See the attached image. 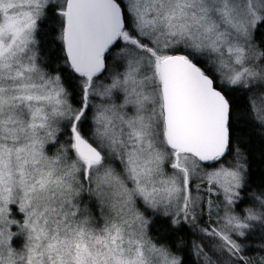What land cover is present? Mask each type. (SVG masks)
<instances>
[{
	"label": "snow or ice",
	"instance_id": "1",
	"mask_svg": "<svg viewBox=\"0 0 264 264\" xmlns=\"http://www.w3.org/2000/svg\"><path fill=\"white\" fill-rule=\"evenodd\" d=\"M257 132L264 0H0V264H264Z\"/></svg>",
	"mask_w": 264,
	"mask_h": 264
},
{
	"label": "trees",
	"instance_id": "2",
	"mask_svg": "<svg viewBox=\"0 0 264 264\" xmlns=\"http://www.w3.org/2000/svg\"><path fill=\"white\" fill-rule=\"evenodd\" d=\"M246 150L249 153L251 186L255 188L260 184H264V142L261 141L258 132L253 134L251 143ZM173 239L191 240L194 239V237L185 230L181 232L178 237H173ZM184 255L188 264H192L194 257L191 254V249H187Z\"/></svg>",
	"mask_w": 264,
	"mask_h": 264
},
{
	"label": "rangeland",
	"instance_id": "3",
	"mask_svg": "<svg viewBox=\"0 0 264 264\" xmlns=\"http://www.w3.org/2000/svg\"><path fill=\"white\" fill-rule=\"evenodd\" d=\"M252 239L255 240V241H259L260 236H259V235H256V236H254Z\"/></svg>",
	"mask_w": 264,
	"mask_h": 264
}]
</instances>
